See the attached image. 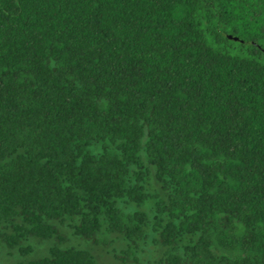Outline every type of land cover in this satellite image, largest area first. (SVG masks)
Here are the masks:
<instances>
[{
  "label": "trees",
  "instance_id": "obj_1",
  "mask_svg": "<svg viewBox=\"0 0 264 264\" xmlns=\"http://www.w3.org/2000/svg\"><path fill=\"white\" fill-rule=\"evenodd\" d=\"M64 225L124 264H264V0H0V244Z\"/></svg>",
  "mask_w": 264,
  "mask_h": 264
},
{
  "label": "rangeland",
  "instance_id": "obj_2",
  "mask_svg": "<svg viewBox=\"0 0 264 264\" xmlns=\"http://www.w3.org/2000/svg\"><path fill=\"white\" fill-rule=\"evenodd\" d=\"M144 209L146 210L147 207H144ZM62 232L66 237V240L60 244L57 243L55 238L48 240L29 239L23 242L22 245H31L33 248L32 252L25 256L19 252L18 246L11 248L4 243L0 244V264H19L23 260L42 258L47 256L49 254V250L54 246L61 248L75 246L87 249L95 255L101 264H124L120 260L114 258V248L116 247L115 244L110 243L108 246L103 244L92 245L89 241L82 240L80 237L76 236L73 233L72 228L68 225H64L62 227ZM150 252L158 253V250L157 248H153V250H148V253Z\"/></svg>",
  "mask_w": 264,
  "mask_h": 264
},
{
  "label": "water",
  "instance_id": "obj_3",
  "mask_svg": "<svg viewBox=\"0 0 264 264\" xmlns=\"http://www.w3.org/2000/svg\"><path fill=\"white\" fill-rule=\"evenodd\" d=\"M228 36H229L230 38H234V39H236V40L239 39L238 37H235V36H233V35H231V34H229Z\"/></svg>",
  "mask_w": 264,
  "mask_h": 264
}]
</instances>
